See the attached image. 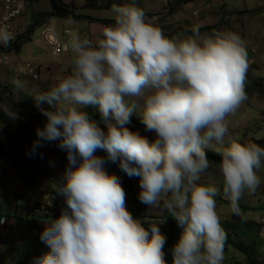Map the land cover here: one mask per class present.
Wrapping results in <instances>:
<instances>
[{
  "label": "clouds",
  "instance_id": "obj_1",
  "mask_svg": "<svg viewBox=\"0 0 264 264\" xmlns=\"http://www.w3.org/2000/svg\"><path fill=\"white\" fill-rule=\"evenodd\" d=\"M112 12L114 23L94 37L67 34L70 73L32 95L46 120L28 155L55 142L67 164L48 203L61 197L60 214L48 216L39 234L47 251L31 264H165L166 238L158 227L164 219L134 218L107 163L138 178L137 198L147 211H166L181 227L172 264H223L227 233L217 197L243 218L239 201L257 191L264 165V147L230 134L228 118L248 98L244 42L236 33H202L199 26L190 35L166 36L134 3L114 4ZM13 39L0 27V46ZM133 114L153 139L129 129ZM9 117L19 118L15 111ZM209 148L219 157V186L200 183L212 166Z\"/></svg>",
  "mask_w": 264,
  "mask_h": 264
},
{
  "label": "rangeland",
  "instance_id": "obj_2",
  "mask_svg": "<svg viewBox=\"0 0 264 264\" xmlns=\"http://www.w3.org/2000/svg\"><path fill=\"white\" fill-rule=\"evenodd\" d=\"M57 1L61 7H65L74 13L90 12L93 16L102 17L97 20L112 21L108 24H113L114 21L111 8L114 4L119 5V0ZM122 1H125V4H129L128 0H121L120 4ZM180 1L183 2V0ZM81 2H84L86 5H81ZM82 6L84 8H82ZM51 12L49 0H27L26 8L17 21V36L11 47L17 60L22 64L26 62L41 64L40 75L38 73L39 77L33 79L32 74L31 76L27 75L30 73L27 70L25 71L23 66H21L23 69L22 71L14 69V66L8 69L0 68V86L5 88V90H0V144L6 147L5 154H0V165L12 169L14 174L13 178H17L21 187L25 188L26 193L34 195L33 199L38 202L39 200L46 201L42 196L44 194H55L53 192L54 183L55 181H59L60 175L67 164L66 155L57 148L55 142L45 144L43 147L38 148V155H28L32 142L37 139V137H32L35 135L33 131L35 132L37 128H42L46 120L35 106L32 95L37 91H44L52 86L46 79L51 76V67L53 65H60L59 58H51L52 61H50L51 59L44 60V58L41 57V59H35L45 52L49 53V42L43 41L42 39L44 38L43 36L47 34L45 31L47 27L44 25L49 19L58 18L53 16ZM43 13L50 15L44 18L41 15ZM144 13L146 15V12ZM148 13L151 15L154 14L152 16L147 14L146 16H149L148 18H156L160 14V12L156 10ZM192 14L198 17L200 15V10L197 9ZM80 16L83 19H88L87 16ZM33 23H39L40 26L27 36L29 26ZM175 32H177V30ZM183 33L190 35L189 33L191 32L185 29ZM47 35L49 36V34ZM52 40L58 42L61 46L58 40ZM18 41H21V43L17 49L15 45ZM45 57H47V54ZM48 57L56 56L49 55ZM262 79H264V77L255 79L246 75V92L256 89L254 85L260 84ZM256 95L257 93L247 96V100L240 106L237 112L228 118L230 122V134L240 143H247L251 138L264 139V93L260 95L261 97L259 99L256 98ZM41 107L48 108V105L43 104ZM84 110L88 112L93 119L99 121V113L93 107H87ZM13 111L18 113V119L9 117V114ZM101 127H103V125H101ZM128 127L130 130L138 131L142 135L147 136L150 140L153 139L154 134L145 131L143 124L136 114H133L131 117V124L128 125ZM24 131H26V133H24ZM8 142L11 143V147L10 144L8 145ZM206 151H212V149L209 148ZM104 153L103 150L97 149L95 154L101 157ZM105 169L119 177L123 173L119 167L113 163H107ZM258 175L261 178V184L257 191L252 195L246 194L239 201V207L243 214V221H239V217L237 216L232 217L233 214L228 208V202L224 199L221 200L217 198V212L220 216V220L224 217H228L230 220V224L225 225L221 222V226L224 227L223 229H225V232L231 233L230 235L233 241L250 246L253 252L252 255L255 256L257 253V255L264 260V225H261V219L264 217V165H262L261 169L258 171ZM130 180L133 182V188H139L138 179L133 177ZM200 183L215 186L221 184L217 165L212 164L210 169L202 175ZM9 198H12V195H9ZM55 201L60 204V207L63 206V199L61 197H56ZM26 204L27 200L25 198L19 200L20 206H25ZM135 216L138 219H143L140 215ZM231 217L233 219H231ZM167 223L168 222H166V224ZM35 238L36 239L29 237L28 239L32 240L31 242L34 243L38 240L37 236ZM37 245L40 246L39 249H41V251H47V246L44 243L41 245L38 243ZM6 248L4 251L0 250V264H19L29 253L32 254L36 252V250H33L26 242L21 241L17 242L15 248L8 254H5ZM166 252L165 250L164 255H166ZM224 253L225 259L223 262L227 264L238 260L241 261L242 264H251L246 255L241 253L244 257L239 256V253H235L233 247H228ZM26 264H31V261Z\"/></svg>",
  "mask_w": 264,
  "mask_h": 264
},
{
  "label": "crops",
  "instance_id": "obj_3",
  "mask_svg": "<svg viewBox=\"0 0 264 264\" xmlns=\"http://www.w3.org/2000/svg\"><path fill=\"white\" fill-rule=\"evenodd\" d=\"M120 1L121 0L118 1L119 5L125 4V1H122L121 4ZM128 3H134L137 7L141 8L143 12H146V15L150 14L148 12H153L154 10L160 12L158 17H156L157 20L155 17L148 18L149 16H145L148 18L149 22L161 28L164 35L169 37L183 33L185 29L190 30L193 26H199L202 33H210L213 31H230L236 33L243 40L248 54L249 68L246 75L255 79L264 77V0H192L187 3H183L180 0H128ZM80 4L86 5L84 2ZM82 8L84 7L82 6ZM197 9L200 10V15L195 17L192 13ZM75 14L87 16L88 18L91 17L92 21H70L67 19L55 18L52 20L49 19L44 25L47 27V29H45L46 33L49 34L50 38L58 40L63 50V52L56 57H48L50 54L45 52L43 55H39L38 58H35H44V60L59 58L60 65H53L50 71L51 76L46 79L52 86L55 85L58 79L69 74L71 71L69 53L63 45L64 40L67 38V34L70 31H74L79 32L82 36L94 37L96 31L101 26L112 25L96 22L95 19H101L102 17L93 16L90 12H76ZM176 30L177 32H175ZM48 52L50 51L48 50ZM46 54L47 57H45ZM50 61H52V59ZM260 97V95H256L257 99ZM13 175L12 169L0 165V217L6 219L4 225L2 227L0 226V228L7 231L6 237L0 243V250L4 251L7 247L5 254H8L15 248L16 243L21 241L26 242L33 250H36V252L32 254L45 252L41 251V249H39L40 246L37 245L38 243L40 245L43 243L39 239V236H37L38 240L34 243L28 238L33 237L36 239V236L32 234V230L38 229L42 231L44 227L43 221H45L48 216L52 218L59 216L61 209L60 204L54 199L52 201L53 207L48 211V214H43L35 220L34 217L30 216V210L38 204V201L33 199L34 196L31 198L26 196L25 188L21 187L17 178H13ZM9 195H12V198H9ZM42 196L46 201H50L55 194H44ZM23 198L27 200V204L25 206H20L19 200ZM219 199L223 200L221 196ZM126 207L135 218V215H140L141 218H143V215H146L156 217V219H154L156 222H160L164 219V222L161 223L162 225L173 219L168 217L166 211L160 209H149L147 211L146 206L142 214L132 208L128 203H126ZM240 218L241 217L238 219L239 221L244 220ZM229 221L228 217H224L220 220V223L222 222L227 225L230 224ZM170 249H166L167 252L166 255H164L165 259L172 260ZM227 249L228 247L225 250ZM236 252L237 251H235V253ZM32 254L29 253L28 255ZM239 256L244 257L241 253H239ZM256 259L258 260H256V264H264L263 258L257 255V253ZM223 264L227 263L223 262ZM228 264H242V262L238 260Z\"/></svg>",
  "mask_w": 264,
  "mask_h": 264
},
{
  "label": "trees",
  "instance_id": "obj_4",
  "mask_svg": "<svg viewBox=\"0 0 264 264\" xmlns=\"http://www.w3.org/2000/svg\"><path fill=\"white\" fill-rule=\"evenodd\" d=\"M49 1H50V5H51V10H52L51 13H53V16H55V17L64 18V19H67L70 21H80V20H85V19L88 21H92L91 18L83 19L82 17H79L80 15L75 14L74 12L66 9L65 7H61L57 0H49ZM187 1H190V0H183V2H187ZM41 15H42V17L46 18V16H49L50 14L43 13ZM75 16H77V17H75ZM95 21L100 22V23H105V24L112 22V21H103V20H97V19H95ZM113 23H114V21H113ZM39 26H40L39 23L31 24L29 26V31L27 32V36H28V34L32 33ZM26 40H27V37H26ZM20 43H21V41H18V43H16L15 46L17 49H18V46L20 45ZM254 86L256 87V89H253V90H250L249 92H247V96H249V95L251 96V95L256 94V93H257V95H261L264 93V79H262L260 81V84H256ZM1 89L5 90L4 87L0 86V90ZM20 127H22V126H20ZM24 133H26V131H24ZM34 133L35 132L33 131V134ZM32 137H36V135H34ZM249 142H253V143L258 144L261 147H264V139L261 140V139L251 138L249 140ZM9 144L11 147L10 142H8V145ZM5 150H6V147L3 144H0V154H5ZM206 154H207V157L209 158V160L212 161V164H214V165L218 164L219 157L214 152L206 151ZM101 157L106 158V153H104ZM135 178L138 179L137 177H135ZM120 180H121L122 187L126 191V203L132 205L134 209H136L137 211H139L140 213L143 214L145 209H146V205L142 204L137 198V193H138L139 189L133 188V184H132L130 178L127 175H125L124 173H122L120 175ZM217 198L219 199L220 197H217ZM144 216H146V215H143L142 217H144ZM148 217L151 220L156 219V217H150V216H148ZM232 217H235V215H233ZM143 226L146 229H148V225L146 223ZM158 227L160 229L161 234L164 235L166 238V243L164 245L163 250L165 251L167 248L168 249L172 248L173 244L179 238V235L182 231L181 227L178 226V224L176 223V221L174 219H171L170 221H168L167 224H163V225L159 224ZM226 233H227V241L225 244V249L227 247H233L235 251H237L239 253H243L244 255H246L247 259L250 261L251 264H256V255L255 256L252 255V249L250 248V246H246V245L242 244L241 242H237V241L234 242L231 235H230L231 233H229V232H226ZM43 253L44 252L28 255L19 264H26L27 262L32 261L33 257L40 256ZM165 264H172V260L165 259Z\"/></svg>",
  "mask_w": 264,
  "mask_h": 264
},
{
  "label": "built area",
  "instance_id": "obj_5",
  "mask_svg": "<svg viewBox=\"0 0 264 264\" xmlns=\"http://www.w3.org/2000/svg\"><path fill=\"white\" fill-rule=\"evenodd\" d=\"M27 0H0V27H7L10 33L13 35L14 39L11 41L8 47L0 46V68L8 69L14 66V69L22 71L21 66L24 67V70L28 71L31 76L33 75V79H37L40 75V67L41 64L36 62H26L22 64L17 60V57L14 55L11 47L14 44L17 36V21L21 16V13L26 8ZM43 41L49 42V54L52 56H59L62 53V48L58 42L52 40L47 34L43 36ZM50 39V40H49ZM51 45V46H50ZM39 73V75H38ZM26 196L29 198L34 195L30 193H26ZM49 201L38 202L36 206L31 208L30 216L34 217L37 220L41 215L48 214V211L52 209L53 206H48ZM4 218V217H3ZM6 219L4 218V221ZM261 223L264 224V217L261 219ZM3 223H0L2 227ZM41 233L40 230L34 229L32 230V234L34 236H39ZM7 231L3 228H0V242L6 237Z\"/></svg>",
  "mask_w": 264,
  "mask_h": 264
},
{
  "label": "bare ground",
  "instance_id": "obj_6",
  "mask_svg": "<svg viewBox=\"0 0 264 264\" xmlns=\"http://www.w3.org/2000/svg\"><path fill=\"white\" fill-rule=\"evenodd\" d=\"M181 2H182V1H181ZM150 15H151V14H150ZM152 15H154V14H152ZM152 15H151V16H152ZM151 16H150V17H151ZM75 17H77V16H75ZM79 17H81V16H79ZM73 18H74V17H73ZM251 83H252V82H251ZM246 127H247V126H246ZM239 129H240V128H239ZM241 129H242V128H241ZM242 130H243V129H242ZM159 218H160V217H159ZM160 219H161V218H160ZM240 219H241V218H240ZM162 220H163V219H162ZM162 220H161V221H162ZM242 221H243V220H242ZM252 253H253V252H252ZM253 256H254V255H253ZM256 260H257V259H256ZM257 261H258V260H257ZM258 264H259V263H258Z\"/></svg>",
  "mask_w": 264,
  "mask_h": 264
}]
</instances>
